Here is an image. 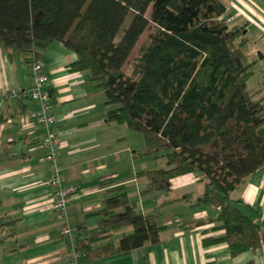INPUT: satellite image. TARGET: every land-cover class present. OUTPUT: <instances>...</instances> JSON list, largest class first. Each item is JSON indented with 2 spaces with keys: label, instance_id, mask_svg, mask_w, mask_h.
Listing matches in <instances>:
<instances>
[{
  "label": "trees",
  "instance_id": "16d2710c",
  "mask_svg": "<svg viewBox=\"0 0 264 264\" xmlns=\"http://www.w3.org/2000/svg\"><path fill=\"white\" fill-rule=\"evenodd\" d=\"M53 42L76 55L70 71L87 72L103 93L107 120L142 135L141 156L165 160V168L137 174L147 179L140 195L167 193L174 178L194 174L203 190L193 206L217 210L215 229L224 231L204 243L224 242L231 256L264 254L257 206L251 218L231 199L264 168V98L247 90L253 61L245 26L229 27L218 0H0V49L31 65ZM159 208L142 214L124 186L113 187L96 227L77 226L73 249L92 262L157 245ZM11 224L0 218V231ZM128 228L117 244L107 242Z\"/></svg>",
  "mask_w": 264,
  "mask_h": 264
},
{
  "label": "crops",
  "instance_id": "0c3cea01",
  "mask_svg": "<svg viewBox=\"0 0 264 264\" xmlns=\"http://www.w3.org/2000/svg\"><path fill=\"white\" fill-rule=\"evenodd\" d=\"M218 1L226 8V23L245 21L246 37L254 31L264 49V0ZM75 60L76 55L59 42L49 45L39 58L51 96L48 113L58 122L59 165L66 187L74 190L61 216L49 209L47 167L40 147L45 130L34 118L41 105L26 95L32 84L30 64L21 54L0 49V218L12 223L0 231V264H68L70 252L60 228L84 224L94 229L106 191L116 186L125 187L129 201L142 214L160 207V242L92 262L78 253L79 264H264L261 249L231 256L224 242L204 243L222 237L224 231L215 229L217 210L193 206L203 190L196 175L174 178L167 193L140 195L147 179L137 174L153 170L146 164L148 157L129 152L132 130L107 120L104 95L90 84L88 73L70 71ZM7 89L17 95L2 98ZM231 199L241 201L243 213L251 218V208L257 206L264 224V168ZM129 230L115 231L107 242L117 244Z\"/></svg>",
  "mask_w": 264,
  "mask_h": 264
},
{
  "label": "built area",
  "instance_id": "2783aa9c",
  "mask_svg": "<svg viewBox=\"0 0 264 264\" xmlns=\"http://www.w3.org/2000/svg\"><path fill=\"white\" fill-rule=\"evenodd\" d=\"M32 84L27 92V97L38 102L41 110L35 115V121L44 128L45 136L40 143L44 150L43 162L47 167V177L45 184L49 190V209L61 216L65 215L67 204L74 195V190L66 187L64 175L59 165V140H58V122L56 118L48 113V103L50 101V92L46 89V77L42 72V65L39 61L33 62L29 67ZM17 95L14 89L5 90L1 96ZM1 108V104H0ZM177 220H175V223ZM61 236L68 245L70 260L68 264H79L77 261L78 253L73 249V243L76 235V228L63 225L60 228Z\"/></svg>",
  "mask_w": 264,
  "mask_h": 264
},
{
  "label": "rangeland",
  "instance_id": "374dc122",
  "mask_svg": "<svg viewBox=\"0 0 264 264\" xmlns=\"http://www.w3.org/2000/svg\"><path fill=\"white\" fill-rule=\"evenodd\" d=\"M149 9L147 10L146 17H149ZM131 19V16L128 15L122 25V28L120 32L118 33V38L121 36V33L123 29L126 28L129 21ZM236 24H228L229 27H235V26H242L245 25V21L240 20L236 21ZM247 35L248 40V46L246 53L249 56V61H253V74L247 81V90L253 94H255V99L261 98V96L264 93V49H263V40L260 39V36L255 33L254 31H251ZM147 33H144L141 38L139 39L137 45L135 46L131 56L129 57L127 64L123 67V71H126L128 69L129 64L136 56L137 50L140 47L141 43L143 42L144 38L146 37ZM264 96V95H263ZM133 133V139H131L132 146L129 148L130 151H139L140 154H142L143 151V137L140 133L134 132ZM138 161L142 160L140 158H137ZM146 164L148 165L149 169H160L165 168V160L162 158L153 159L152 157L145 158Z\"/></svg>",
  "mask_w": 264,
  "mask_h": 264
}]
</instances>
